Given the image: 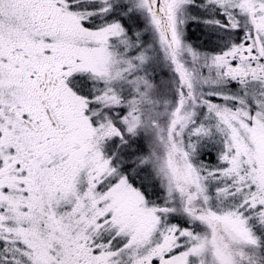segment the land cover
Returning <instances> with one entry per match:
<instances>
[{"label":"snow or ice","instance_id":"obj_1","mask_svg":"<svg viewBox=\"0 0 264 264\" xmlns=\"http://www.w3.org/2000/svg\"><path fill=\"white\" fill-rule=\"evenodd\" d=\"M0 264H264V0H0Z\"/></svg>","mask_w":264,"mask_h":264}]
</instances>
